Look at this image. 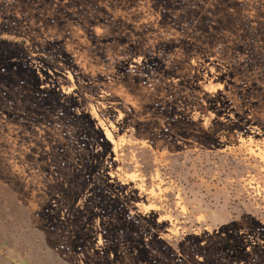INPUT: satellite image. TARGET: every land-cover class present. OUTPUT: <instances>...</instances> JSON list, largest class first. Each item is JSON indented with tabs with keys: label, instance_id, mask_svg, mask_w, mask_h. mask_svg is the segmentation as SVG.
Instances as JSON below:
<instances>
[{
	"label": "rangeland",
	"instance_id": "rangeland-1",
	"mask_svg": "<svg viewBox=\"0 0 264 264\" xmlns=\"http://www.w3.org/2000/svg\"><path fill=\"white\" fill-rule=\"evenodd\" d=\"M0 264H264V0H0Z\"/></svg>",
	"mask_w": 264,
	"mask_h": 264
}]
</instances>
